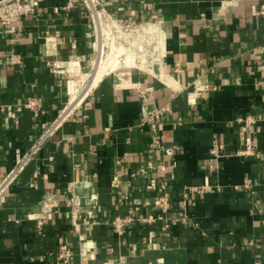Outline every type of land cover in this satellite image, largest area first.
Listing matches in <instances>:
<instances>
[{
	"label": "crops",
	"instance_id": "1",
	"mask_svg": "<svg viewBox=\"0 0 264 264\" xmlns=\"http://www.w3.org/2000/svg\"><path fill=\"white\" fill-rule=\"evenodd\" d=\"M96 1L118 20L149 16L141 0ZM147 1L156 22L131 35L117 68L3 197L0 264H264V0ZM67 4L44 0L39 13L0 27V179L34 143L38 122L63 108L67 81L91 72L90 11ZM31 97L39 118L17 110ZM163 106L155 127L142 125ZM158 138L174 152L153 148ZM196 186L207 188L182 209L183 189ZM165 192L168 220L115 231L131 210L158 215L153 201Z\"/></svg>",
	"mask_w": 264,
	"mask_h": 264
},
{
	"label": "built area",
	"instance_id": "2",
	"mask_svg": "<svg viewBox=\"0 0 264 264\" xmlns=\"http://www.w3.org/2000/svg\"><path fill=\"white\" fill-rule=\"evenodd\" d=\"M43 2L44 0H0V27L10 28L21 22L25 17L39 13ZM82 2L90 11L89 13L93 26V36L96 42L91 72L80 79H69L67 81L68 100L64 104L63 108L55 116V118H53V120L49 122L40 120L38 122L40 132L36 140L22 155L17 164L3 178L0 179V204L5 194L17 181L24 169L42 152L51 139L62 129L63 125L74 116L79 104H81L83 98L92 87L91 80L94 73L97 71L99 62H102V60H108L109 58H115L116 60L118 58H122L131 47V35L137 32L139 28L144 26L146 23L154 24L156 22L155 20L158 18L157 13L155 12L154 3L147 0H141L139 2V13L140 16L149 15L147 16L148 19H143L144 17L136 18L134 15H130L118 20L111 13L106 12L96 0H68L66 8L71 9L78 7ZM258 13L264 14V10ZM18 59V55H14L11 58L14 63L17 62ZM76 80H81V84L77 86L74 97L70 92V82ZM196 89L200 94H204L208 90L205 87L197 85ZM39 101L40 100L38 98H28L23 105L18 106L17 110L21 111L28 108L33 112L35 118H39L45 113L44 110L40 109ZM2 110L4 111L5 109ZM167 111L168 108L166 106L150 109L143 118L142 125H153V127H155ZM11 116L15 118L16 113H11ZM161 143L162 140L158 138L155 141L153 148H160V150L162 149V151L168 154H172L174 152L172 148H164ZM221 151L222 145L214 142L211 151L212 154L216 158H219L221 156ZM143 173L146 174L147 172L144 170ZM206 188L207 187L204 186L184 188V203L182 205V209L185 210L187 201L192 193L205 192ZM153 204L160 211L158 215H137L133 210H131L124 217L115 218L113 221L115 231L118 232V234H124L128 228L137 221L142 224L153 225L157 222L168 220L169 218L167 214L171 209L169 193L165 192L163 195L155 198ZM73 217L75 219L77 217L76 214H74ZM182 220H186V214L182 217ZM61 248L62 254L60 255V258H62L65 263H68L72 259L73 253L68 245H63Z\"/></svg>",
	"mask_w": 264,
	"mask_h": 264
},
{
	"label": "bare ground",
	"instance_id": "3",
	"mask_svg": "<svg viewBox=\"0 0 264 264\" xmlns=\"http://www.w3.org/2000/svg\"><path fill=\"white\" fill-rule=\"evenodd\" d=\"M142 45V44H141ZM143 46V45H142ZM141 48V47H139ZM143 49V48H142ZM133 50V49H131ZM134 53L135 50L133 51ZM127 53V52H126ZM131 54V53H130ZM136 55V54H135ZM138 55H136L135 57L137 58ZM128 57V56H127ZM126 57V58H127ZM131 57V56H129ZM135 59V58H134ZM120 61V59H118ZM126 60V59H125ZM130 62V61H128ZM126 64V63H125ZM116 59L115 58H109L108 60H102V62H99L98 64V67H97V71L94 73L93 75V78L91 80V85H95L100 79L101 77L104 75V73H108L111 69H114L115 67L117 68L116 66ZM121 65V64H120ZM109 70V71H108ZM108 71V72H107ZM81 83H80V80H76V81H73V82H70V92L72 93V95L75 97V90L77 88V86H79ZM73 97V98H74Z\"/></svg>",
	"mask_w": 264,
	"mask_h": 264
},
{
	"label": "rangeland",
	"instance_id": "4",
	"mask_svg": "<svg viewBox=\"0 0 264 264\" xmlns=\"http://www.w3.org/2000/svg\"><path fill=\"white\" fill-rule=\"evenodd\" d=\"M80 83H81V80H80Z\"/></svg>",
	"mask_w": 264,
	"mask_h": 264
}]
</instances>
